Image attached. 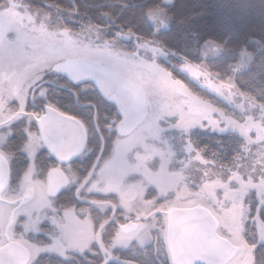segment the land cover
I'll list each match as a JSON object with an SVG mask.
<instances>
[{"label": "rangeland", "instance_id": "1", "mask_svg": "<svg viewBox=\"0 0 264 264\" xmlns=\"http://www.w3.org/2000/svg\"><path fill=\"white\" fill-rule=\"evenodd\" d=\"M51 7L0 0V152L13 163L17 150L11 137L22 131L28 161L0 196V247L23 244L28 264H172L168 212L201 206L215 216L219 235L237 248L228 264H261L264 111L234 85L252 53L241 52L224 82L206 68L221 52L214 43L203 46L202 63L179 66L216 94L215 101H205L183 88L154 41L131 34L111 37L75 13ZM149 23L155 34L170 26L163 11L151 14ZM67 58L98 61L141 84L147 119L120 136L117 109L92 84L73 85L53 71ZM46 106L79 119L87 130L85 149L72 164L41 165L37 158L43 151L46 156L36 120ZM255 123L256 135L249 128ZM239 131L247 143L232 165L223 147L219 152L220 145H197L194 139L198 132L220 137ZM54 168L69 180L68 193L57 199L46 194ZM129 222H136L135 230L122 232Z\"/></svg>", "mask_w": 264, "mask_h": 264}, {"label": "trees", "instance_id": "2", "mask_svg": "<svg viewBox=\"0 0 264 264\" xmlns=\"http://www.w3.org/2000/svg\"><path fill=\"white\" fill-rule=\"evenodd\" d=\"M23 1L33 9L48 10L53 6L65 13H75L82 21L109 30L111 37L131 34L145 41H154L168 55L169 61L164 63L183 88L205 101H215L216 94L192 81L179 66L202 63L203 46L214 43L221 52L206 61V68L224 82L231 77V70L239 62L241 52L247 50L253 59L245 71L234 77L235 89L264 111V0H172L170 4L163 0ZM157 11L166 14L170 26L155 34L149 16ZM219 108L226 109L220 103ZM253 117L254 114L251 119ZM257 126L255 123L248 127L255 132ZM194 139L197 145H220L219 152L223 147L228 165L241 160L243 145L247 143L240 131L237 135L220 137L198 132ZM261 209L264 221V206ZM259 255V262L264 264V247Z\"/></svg>", "mask_w": 264, "mask_h": 264}, {"label": "water", "instance_id": "3", "mask_svg": "<svg viewBox=\"0 0 264 264\" xmlns=\"http://www.w3.org/2000/svg\"><path fill=\"white\" fill-rule=\"evenodd\" d=\"M52 69L73 85L92 84L117 109L120 136L130 135L147 119L149 104L143 86L117 70L88 58H67ZM39 125L48 150L59 161L69 162L84 151L87 130L80 120L47 107ZM48 180L50 197H56L67 186L61 170H52ZM9 183V165L0 154V195ZM135 226L130 222L121 231L132 232ZM167 246L172 264H228L237 253L236 246L219 235L212 212L201 206L168 212ZM29 259L28 249L19 242L10 241L0 247V264H28Z\"/></svg>", "mask_w": 264, "mask_h": 264}, {"label": "flooded vegetation", "instance_id": "4", "mask_svg": "<svg viewBox=\"0 0 264 264\" xmlns=\"http://www.w3.org/2000/svg\"><path fill=\"white\" fill-rule=\"evenodd\" d=\"M47 107H50V106H46V107H44L43 109L42 108H39L38 109V112H40V113H38L37 115H36V120H37V126H38V130H39V132H40V134H41V137H42V141H43V143H44V145H45V154H46V156L44 155V151L43 152H40L38 155H37V158L39 159V162L41 163V165H47L48 163H59V164H61V165H67V164H72V163H74V162H76L77 160H78V158H76V159H74V160H71V161H69V162H62V161H59L58 159H56L51 153H50V151L48 150V148H47V146H46V143H45V141H44V139H43V135H42V132H41V129H40V125H39V121H40V119L45 115V109L47 108ZM53 108V107H52ZM54 109H56V108H54ZM56 110H58V109H56ZM59 112H61L60 110H58ZM61 113H63V114H65V112H61ZM67 115V114H66ZM70 116V115H69ZM73 117V116H72ZM16 133V132H15ZM25 134L22 132V131H20V133H18V134H14V135H12V137H11V141H12V145H14V147H15V149L17 150V152H16V155H15V157H14V160H13V163H11L10 161H9V159L8 158H6L3 154H1L5 159H6V161L8 162V165H9V169H10V182H11V178H12V174L14 173V172H19V171H23L26 167H27V158H26V154H25V151H23V149H22V147H21V145L23 146V144H24V142H25ZM21 147V148H20ZM1 153V152H0ZM55 169H57V170H61L60 168H54V169H51L49 172H48V175H47V189H46V194H47V196L49 197V198H52V199H57V198H60L65 192L66 193H68L67 192V188H68V183H69V180H68V177H67V175L65 174V176H66V178H67V186H66V188L59 194V195H57L56 197H50L49 195H48V184H49V173L52 171V170H55ZM15 174V173H14ZM10 184V183H9ZM75 196V195H74ZM130 223V222H129ZM133 223H135V225H136V222H133ZM128 224V223H127ZM135 228H136V226H135ZM121 230V229H120ZM135 230V229H134ZM172 262V261H171Z\"/></svg>", "mask_w": 264, "mask_h": 264}]
</instances>
